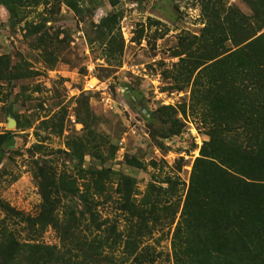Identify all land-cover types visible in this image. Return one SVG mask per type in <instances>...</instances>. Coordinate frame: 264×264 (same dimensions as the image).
I'll list each match as a JSON object with an SVG mask.
<instances>
[{"label":"rangeland","instance_id":"obj_1","mask_svg":"<svg viewBox=\"0 0 264 264\" xmlns=\"http://www.w3.org/2000/svg\"><path fill=\"white\" fill-rule=\"evenodd\" d=\"M11 6L12 13L0 4V56L15 74L0 78V133L17 136L0 161V243L9 234L17 240L34 234L24 216L7 215L2 206L35 215L42 201L35 175L43 168L58 185L61 176L73 179L76 194H100L101 230L126 232L145 212L152 231L143 245L155 250L154 264H172V234L210 128L207 110L195 104L198 69L186 74L181 60L206 50L211 36L203 28L213 11L243 19L236 33L217 34L219 51L235 49L244 28L258 24L250 3L19 0ZM38 234L40 242L61 244L50 226Z\"/></svg>","mask_w":264,"mask_h":264},{"label":"trees","instance_id":"obj_2","mask_svg":"<svg viewBox=\"0 0 264 264\" xmlns=\"http://www.w3.org/2000/svg\"><path fill=\"white\" fill-rule=\"evenodd\" d=\"M18 1L0 4L12 13L11 5ZM248 2L258 24L244 28L235 49L219 51L217 34L226 29L236 33L243 19H222L213 11L203 28L211 36L203 44L206 50L198 49L195 56L189 52L181 60L186 74L198 69L195 104L207 110L204 119L210 128L209 140L194 160L172 234V264H264V0ZM1 64L5 68H0V78L7 71L6 77L14 78L9 60L0 56ZM16 136L12 130L0 133V161ZM78 160L81 164V154ZM51 174L42 168L35 175L42 199L35 215L3 204L7 215L24 216L34 234L23 240L9 234L0 243V264L155 263V250L141 240L152 231L145 212L126 232L115 226L101 230L96 199L100 194H76L73 179L61 176L58 185ZM59 186L63 194H57ZM48 226L57 232L60 245L38 241V233Z\"/></svg>","mask_w":264,"mask_h":264},{"label":"built area","instance_id":"obj_3","mask_svg":"<svg viewBox=\"0 0 264 264\" xmlns=\"http://www.w3.org/2000/svg\"><path fill=\"white\" fill-rule=\"evenodd\" d=\"M105 101H106V102H109V99H108V98H105Z\"/></svg>","mask_w":264,"mask_h":264}]
</instances>
